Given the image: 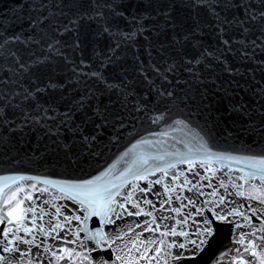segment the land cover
Here are the masks:
<instances>
[{"label":"water","instance_id":"95a60500","mask_svg":"<svg viewBox=\"0 0 264 264\" xmlns=\"http://www.w3.org/2000/svg\"><path fill=\"white\" fill-rule=\"evenodd\" d=\"M92 3L96 7L88 12L90 19L83 22L81 47L73 49L72 35H60L58 26L53 27L60 20L57 15L61 11L60 0H20L19 3L0 0V36L8 39L7 44L0 41L3 49L0 51V117L9 120L7 125L0 124V216L5 217L0 223V255L14 256L10 264H89L84 259L86 255L92 264L100 260L106 264H176L167 258V246L173 240L186 244L195 240L201 221L210 219L215 238L205 252L192 258L191 246L169 249L173 255L185 253L180 264H264V203L260 202L264 199V183L259 172L255 180L248 175L257 171L256 167H250L253 158L264 157V37L257 29L243 36L228 25L223 33L213 27L216 14L241 18L246 14L244 6L235 0L233 8H224L220 0L205 3L163 0L162 5L157 2L144 11L146 0L144 4L138 0H92ZM41 4L44 6L40 7ZM248 6L259 8L260 4L258 0H248ZM97 11L101 15L91 19ZM166 13L182 29L180 36L171 37L174 39L187 35L194 19L201 22L183 49L174 50L170 36L162 34L171 32L165 29ZM39 14L48 23L29 28L27 20ZM105 28L108 30L104 31ZM13 35H19L21 41H15ZM221 37L229 40V44L224 45ZM49 44L59 48L63 55L49 51ZM113 51L114 58L109 63L107 56ZM177 51L186 53V57L181 58ZM7 52H15L16 56H8ZM97 52L102 55L98 56ZM188 59L192 60L191 64L187 63ZM21 63L27 70L19 67ZM173 64L178 66L168 72L167 67ZM34 82L43 91H35ZM49 82L55 87L44 88ZM25 89L33 92L28 101L23 99ZM13 104L28 111L33 122L19 127L24 124L22 113L17 109L12 115ZM77 127L85 129L83 134L69 131ZM83 135L96 139L85 143ZM144 140L150 143H142ZM199 143L223 158L211 161V167L218 170L212 181L218 196H211L212 188L205 187L202 189L205 194L198 197L194 207L188 205L181 213L171 214L176 219L187 216L186 223L175 225L172 219L163 222L175 226L178 233H188L187 236H162L163 224L157 232H145L143 221L151 218L143 214L139 217L124 214L119 219L112 216V223H104L93 215L83 220L85 213L81 205L68 200L60 191L68 183L88 180L95 183L101 173H107L101 179L111 181L140 155L163 156V161H150L161 167H166L167 162L176 163L181 156L201 160L205 154L196 151ZM188 167L186 163H177L155 189L163 192L166 185L176 187L180 181L173 184L172 173ZM197 169L204 174L203 168L197 166ZM149 173V180L162 175L154 167ZM184 174L192 177L189 172ZM128 179L147 187L145 180H133L131 176ZM233 180L239 187L232 186ZM220 181L226 189L219 188ZM199 183L206 185L208 181ZM44 188L48 191H42ZM238 191L244 192V196H236ZM176 194L182 199L165 205L166 208L187 204L183 197L192 196L186 188L172 195ZM219 195L225 196L224 204H219ZM29 196L33 198L30 201ZM148 198L159 209L160 200L151 194ZM167 198L165 195L164 199ZM29 205L40 206L35 214L27 213L23 221L32 230L30 234L24 232L16 219L25 215ZM53 205H66L64 215L80 216L81 220L73 219L66 227L45 236L38 230L40 225L47 231L49 223L63 220V216H56ZM141 206L151 210L149 205ZM202 206L203 212L198 215L196 209ZM126 207L135 211L131 205ZM41 209L46 213L42 220ZM233 209H239L243 215H236ZM12 212L14 215H7ZM217 215L226 219L219 220ZM137 223L141 224L140 228L136 227ZM17 226L20 231H16ZM5 228L13 230L7 237L3 235ZM97 229L107 240L100 249L89 252L95 243L84 241V236ZM14 235L34 242L20 244L14 253H5L4 247L16 246ZM73 240L76 242L70 243ZM81 242L87 247L82 248ZM65 248L69 251H62ZM60 256L64 259H59Z\"/></svg>","mask_w":264,"mask_h":264},{"label":"snow or ice","instance_id":"6c2138e0","mask_svg":"<svg viewBox=\"0 0 264 264\" xmlns=\"http://www.w3.org/2000/svg\"><path fill=\"white\" fill-rule=\"evenodd\" d=\"M16 3H19L20 0H15ZM147 7L144 9V11H148L150 8H152L153 4L160 2L161 5L163 4V0H146ZM206 0H201V3H205ZM220 2L223 4L224 8H233L234 3L233 0H220ZM236 3H239L240 5L244 6L245 15H243L241 18H237L235 15L229 19V17L221 16L219 14L215 15V25L213 27H218L219 31L223 33L225 31V25H228L229 28H232L234 31H239L241 35L245 36L246 34L250 33L253 29H257L260 32V36L264 37V0H258L260 7H249L248 6V0H235ZM139 4H144L145 0H138ZM87 4L89 7L84 8V5ZM61 11L57 14L60 17V20L58 21V25H54L53 27H57L61 30L60 35H63L65 33L71 34L73 37L72 45L71 47L73 49H80L82 44V36H81V29L84 26V21L90 19L88 16V12L91 10H94L96 5L92 3V0H60ZM71 5V7H69ZM44 5L41 4L40 7H43ZM208 7H213V5L208 4ZM31 7V5H30ZM67 8L68 10L65 12L63 9ZM101 13L98 11L95 12V16L91 19H95L96 17H99ZM21 19V18H18ZM165 20V29H171V32L165 31L162 33L163 35L170 36V43L174 46L175 49H183L186 46L187 41L191 40L192 35L195 32V29L201 27V22L199 20H193L191 28L189 29V32L187 35H185L182 39H174L171 37H177L181 35L182 29H178L176 24L174 23L175 18L171 14H165L164 16ZM48 23L47 19L44 18V15L39 14L36 18H29L27 20V25L29 28L36 29L41 27L43 24ZM2 27V25H0ZM108 29L105 28L104 31H107ZM15 41L20 42L21 37L19 35H13L12 37ZM29 41L31 40V37L28 38ZM222 42L224 45L229 44V40L223 39L221 37ZM0 41H3L4 44L8 43V39H6L4 36H0ZM59 43V41H57ZM243 44V41H241ZM254 47H257L255 42H252ZM49 51H54L57 56L63 55V53L60 51L59 48H56L54 45L49 44L48 45ZM0 51H3V49H0ZM229 51H231V48H229ZM6 55L15 57V52H7ZM98 56H101L102 54L97 52ZM177 55H180L181 58L186 57V53L181 54V52L177 51ZM114 58V51L107 56L108 62L111 63L112 59ZM65 60H67V57H65ZM39 63H43L42 61H38ZM188 64L192 63L191 59L187 60ZM84 64V61L81 60V65ZM178 65L173 64L169 65L167 67V71L171 72L174 71L175 68ZM21 69L27 70L26 66L21 63L19 65ZM157 72H159V68L155 69ZM143 71V69H141ZM15 75V74H13ZM94 76H96V73H93ZM99 79H102V77H98ZM166 78V77H165ZM13 84L16 83V80L12 81ZM36 83L35 91L40 92L43 91V89L40 87L38 82ZM47 87H55V85L51 84L50 82L44 85V88ZM12 95H19V93H12ZM169 96L172 95V93H168ZM33 96L32 91H28L27 89L24 90V101H28ZM12 109V115L16 114V110L20 109L19 104H13L11 105ZM21 110V118L24 121V124L19 125V127L23 128L25 125H29L33 122L34 118L29 114L28 111H25L23 109ZM104 119H107V116L104 117ZM9 123V120L6 117H0V124L7 125ZM35 123L39 124V120H35ZM61 123H64V121H61ZM177 123H180L177 121ZM97 128L100 127V125H96ZM69 131H78L81 134L85 131V129H81L77 127L75 130L69 129ZM96 139L95 136L91 137V140L89 136L83 135V141L85 143H91V141H94ZM144 144L150 143L148 140L142 141ZM65 148L68 147V145H64ZM135 148V145L133 146ZM191 152V149H189ZM197 152H203L205 155L201 160H195L193 159H186L185 157L181 156L179 159H177L176 163L167 162L166 167H161L159 164H152L150 161L155 160H164L163 156H145L140 155L136 159H134L127 168L123 169L118 176L113 177V179L107 180V179H101V177H104L107 175V173H101L100 177L95 178V183L93 180L84 181L81 183H68L63 186H61L60 191L64 194V196L70 200L78 203L81 205L85 215L83 216V220H87L90 215L93 216H99L101 221L104 223H112V216H115L117 219L121 218L124 214H126L129 217H139L142 214L146 217H150V220L143 221L144 224V231L145 232H157L160 230L161 225L165 220L172 219L175 221V225H181L183 223L187 222V216L181 217V219H176L174 216H172V213H181L182 209L186 208L188 205L195 206L196 203H198V197L203 196L205 193L202 191L203 188L209 187L212 188V192L210 193L211 196L217 197L218 192L217 188L213 186L212 181L217 177L218 170L211 167V161L213 159L220 160L223 157L217 156L211 152V150L206 146L204 143H199L198 147L196 148ZM127 155V153L125 154ZM173 156L176 154L173 153ZM231 159V157H228ZM177 163H186L189 165V167L185 170H181L179 172H173L171 175V182L175 184L177 181H180L179 184L176 185V187H172L171 185H166L164 187L163 192L157 191L155 189V185L161 184L162 180L165 177L169 176V169H175ZM207 165V166H206ZM203 168L204 174H201L198 169ZM155 168V172H159L162 175L160 178L155 180H149V169ZM250 167H256L257 171L249 172L248 175L251 179L255 180L257 179V172L260 173L259 179L261 183H264V157L260 158H253V163L250 165ZM112 168H115V165L112 166ZM185 172H189L192 174V177L189 178V176L185 175ZM154 175L155 173H151ZM128 176H131L133 180H145L147 181V187H140L139 184L133 183L128 179ZM183 177V179H181ZM198 177V179H197ZM207 180L208 184H201L199 181ZM119 181V182H114ZM233 187H239L236 185L235 180L232 182ZM35 187V185H33ZM187 189V191L192 193V196H186L183 197L184 200H187V204L180 203L179 206L173 207L171 209H168L165 207V205L172 204L173 201H180L182 199L181 195L176 194L172 195L173 193H176L179 189L181 192L184 189ZM219 188H225L226 185L223 181L219 182ZM124 189L125 191L122 192L121 190ZM42 191L47 192L48 189L44 188ZM151 194L153 197H156L160 200L159 209H157L156 204L152 199L148 198V195ZM167 195L168 198L164 199V196ZM236 196H244V192L238 191L235 193ZM123 197L122 200H118V197ZM135 197V200L133 199ZM250 199H260V197L256 196H249ZM27 199L30 201L33 198L31 196L27 197ZM36 199H40V197H36ZM219 204L225 203V196L219 195ZM261 203H264V199H260ZM47 203V202H45ZM149 205L151 207L150 211H146L144 207L141 205ZM126 205H131L132 209H135V211L129 210ZM218 205H213V207H217ZM39 205H29L25 209V215L24 216H17L16 219L20 221L21 225H23V221L27 219V213H33L35 214L36 210L39 208ZM55 213L57 217L63 216V220L59 223H49L48 230L46 231L43 225L39 226V232L43 233L45 236L51 235L52 232H55L57 229H62L66 227L68 224L71 223L73 219L75 220H81L80 216H69L64 215V213L67 211V206H55ZM254 211V209H253ZM15 212V210H14ZM14 212L8 213L7 215L11 216L14 215ZM160 212H168V216H164L162 214H159ZM203 212V206L200 209H196V213L198 215L202 214ZM41 215L39 219H43V215L46 213H43L41 209ZM153 213H158V215L154 216ZM233 213L236 215H243L239 211V209H233ZM229 213V215L233 214ZM187 215H191L190 213ZM107 217V219H106ZM217 219L219 220H225L226 217L224 215H217ZM5 220L4 216H0V223H3ZM159 221V222H158ZM8 223L11 224L12 221L8 220ZM213 221L210 219H203L201 221V228L200 231L196 234L197 238L195 240H188L186 243H178L177 241L173 240L168 246L165 251L167 252V258L168 260L176 262V264H180L182 259L185 256L184 252H176L175 255L169 250L173 247L178 249H185L186 246H191L190 251L192 258L197 257L198 255L202 254L207 250V248L212 244L214 238H215V231L212 227ZM153 225L155 227H153ZM137 228L141 227L140 223L136 224ZM164 231L161 233L162 236H168L171 235L173 237H176L178 235H184L187 236L188 233L186 232H179L177 231L175 226H170L168 224H163ZM20 226H17L16 231H20ZM23 230L25 233H31V229L28 228L26 225H23ZM13 230L12 228H5L3 230V235L5 237L8 236L9 233H11ZM129 231H132V229H129ZM147 239V238H146ZM13 240L16 241L15 247H4L3 251L5 253H14L17 251L20 244H32L33 240H25L23 236H13ZM107 237L104 235L103 232H101L99 229L92 232L91 235H85L84 241H93L95 243V247L90 248L89 252L96 251L102 247V244L106 242ZM12 241H9L8 243H11ZM76 241H70V243H75ZM151 242V241H149ZM163 243V241H161ZM81 247H87V244L84 242H81ZM111 247V245H109ZM47 251V249H46ZM62 251H69L68 249H62ZM159 249H157V254H159ZM53 256H56V253H52ZM12 259H15L14 256H3L0 255V261L4 262V264H10V261ZM59 259H64L63 256H60ZM84 259H87L89 261V264H92V261L90 258L86 255L84 256ZM98 264H106L105 261L100 260Z\"/></svg>","mask_w":264,"mask_h":264}]
</instances>
